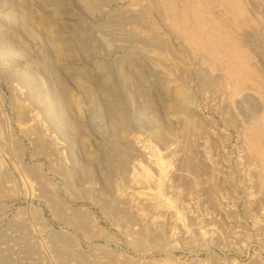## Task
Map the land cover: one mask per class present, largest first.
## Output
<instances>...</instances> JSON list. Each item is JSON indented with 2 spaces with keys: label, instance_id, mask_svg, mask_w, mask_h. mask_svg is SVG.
Returning <instances> with one entry per match:
<instances>
[{
  "label": "rangeland",
  "instance_id": "374dc122",
  "mask_svg": "<svg viewBox=\"0 0 264 264\" xmlns=\"http://www.w3.org/2000/svg\"><path fill=\"white\" fill-rule=\"evenodd\" d=\"M195 1L0 0V264H264V0ZM193 9L239 94L173 29Z\"/></svg>",
  "mask_w": 264,
  "mask_h": 264
},
{
  "label": "bare ground",
  "instance_id": "6f19581e",
  "mask_svg": "<svg viewBox=\"0 0 264 264\" xmlns=\"http://www.w3.org/2000/svg\"><path fill=\"white\" fill-rule=\"evenodd\" d=\"M164 2H165V4H167V6H169L168 8H170L169 10H171V12H172V10L174 11H176L177 10V8H174V7H176V6H174L175 4V2L176 1H178V0H163ZM185 1H188V0H183V2H185ZM197 1V0H196ZM195 1V2H196ZM202 1V0H201ZM222 1V0H221ZM241 2V1H239V0H223V2L224 3H227V5L226 6H228L227 7V10L229 11V13H230V9L232 10V7H231V3H233L234 4V2L236 3V2ZM84 2V1H83ZM88 2V1H87ZM207 2V1H206ZM212 2V1H211ZM178 3V2H177ZM197 3V2H196ZM242 3V2H241ZM244 3V2H243ZM155 4V3H154ZM163 4V3H162ZM172 4H174L173 6H172ZM185 4V3H184ZM199 4V3H198ZM203 4H205V2L203 3ZM207 4V3H206ZM205 4V5H206ZM221 4V3H220ZM229 4H230V6H229ZM164 5V4H163ZM191 5V4H190ZM195 5H197V4H195ZM204 5V6H205ZM238 6L240 5V4H237ZM243 5V4H242ZM157 6V5H156ZM161 6V5H160ZM164 6H166V5H164ZM166 6V7H167ZM198 7H199V5H197ZM203 6V5H202ZM203 6V7H204ZM236 6V5H235ZM181 7V6H180ZM186 7V6H185ZM197 7V8H198ZM220 8H221V5L219 6ZM231 7V8H230ZM244 7V6H243ZM202 8V7H201ZM200 8V9H201ZM165 9V8H164ZM180 9V8H179ZM183 10L185 9V8H182ZM192 8H189V9H187V10H191ZM226 9V8H225ZM239 10H240V7L238 8ZM244 9V8H243ZM209 10H210V8H209ZM224 10V9H223ZM168 11V10H167ZM225 11V10H224ZM224 11H222V12H224ZM237 11V10H236ZM241 11H242V9H241ZM170 12V13H171ZM186 12V11H185ZM208 12V11H207ZM232 12V11H231ZM183 12H182V10L180 11V14H182ZM190 13V12H189ZM192 14H191V24H190V26H189V28L187 27V22H186V20H187V18H186V20H180V21H178L177 19H175L177 16H175V18L174 19H172V21L171 22H173L172 23V26H173V29H175V30H177V33H181V35H183L184 36V40H186L188 43H189V45L190 46H194L197 50H200L201 52H202V56H203V58H204V60H205V62L207 63V62H209V64L210 65H214V67H215V65L217 64V63H219V62H224V69H225V73H226V77L227 78H235L236 79V81H235V84H236V86H232L233 88H232V92H234V94H236L237 95V93L239 94L240 93V89H242L243 87V85H244V83H245V81L247 82V81H250V79L249 78H251V76H252V73H253V68H251L250 69V66H249V64H248V54L246 53V51L245 50H241V49H238L231 41V43H225L224 44V42H222L223 41V35H221L220 34V32H221V30L220 29H218L217 30V28H216V25H215V23H211V21L209 20V19H207V18H205V17H203V14L201 13V11H199V10H196V9H193L192 10V12H191ZM225 13V12H224ZM227 13V12H226ZM242 13V12H241ZM186 14V13H185ZM210 14V13H209ZM238 14V13H237ZM239 14H240V12H239ZM172 15H173V13H172ZM190 15V14H189ZM230 15V14H229ZM235 15V14H234ZM233 15V16H234ZM182 17H183V14H182ZM181 17V18H182ZM185 17V16H184ZM221 18V17H220ZM213 19V18H212ZM122 20V19H121ZM169 20V19H168ZM167 20V21H168ZM175 20V21H174ZM214 20V19H213ZM235 20V19H234ZM245 20V19H244ZM119 22V21H118ZM122 22V21H121ZM171 22H170V24H171ZM189 22V21H188ZM238 22V21H237ZM255 23V22H254ZM237 24V23H236ZM256 24V23H255ZM220 25V24H219ZM229 25V24H228ZM239 25V24H238ZM221 26V25H220ZM237 26V25H236ZM174 31V30H173ZM223 31H225V30H223ZM175 32V31H174ZM226 33V32H225ZM229 34V33H228ZM233 34V33H232ZM232 36V35H231ZM160 37V36H159ZM156 38H157V36H156ZM155 38V39H156ZM183 38V37H182ZM233 38V37H232ZM158 39V38H157ZM151 41V40H150ZM157 41V40H156ZM226 42V41H225ZM153 43V42H152ZM237 43H239L238 41H237ZM236 44V43H235ZM236 45H238V44H236ZM188 46V45H187ZM239 47V46H238ZM189 48H191V47H189ZM244 49V48H243ZM247 50V49H246ZM192 51H194L193 49H192ZM197 53V52H196ZM199 55V54H198ZM200 55V56H201ZM249 58H250V56H249ZM219 65V64H218ZM223 65V64H222ZM221 67V66H220ZM219 70V69H218ZM223 71V70H222ZM221 71V72H222ZM257 72V71H256ZM224 73V72H223ZM254 75V74H253ZM257 75V74H256ZM225 76H223V77H225ZM260 76V75H259ZM253 77V76H252ZM224 79V78H223ZM257 79V78H256ZM260 79V78H259ZM255 82V81H254ZM229 83H230V81H229ZM247 83H249V82H247ZM253 83V82H252ZM258 83V82H257ZM253 84H255V83H253ZM231 85H233V84H231ZM230 85V86H231ZM246 85V84H245ZM247 86V85H246ZM245 87V86H244ZM253 87V86H252ZM255 87V86H254ZM256 88V87H255ZM257 88H258V85H257ZM244 89V88H243ZM231 91V90H230ZM246 91V90H245ZM244 91V92H245ZM249 91V90H248ZM243 92V91H242ZM251 92V91H250ZM252 92H254L253 90H252ZM255 92H256V90H255ZM107 95V94H106ZM233 97H234V95H232ZM177 98V100H178V102H177V104H179L182 108V110H180V111H184L183 109H184V107H186V106H184L185 104V101H184V97L182 96V93H178L177 94V96H176ZM107 106V105H106ZM177 107V106H176ZM175 107V108H176ZM179 108V107H178ZM188 108V107H187ZM179 110V109H178ZM174 112V111H173ZM176 112V111H175ZM183 113V112H182ZM185 113V112H184ZM187 113V112H186ZM263 116V115H262ZM259 117V116H258ZM188 118V117H187ZM124 121V120H123ZM255 123H254V127H253V130H254V128H255V133H256V135H258L259 137L260 136H262L263 135V138H264V117H259L258 119H256L255 121H254ZM251 127V126H250ZM252 128V127H251ZM247 131H249V130H247ZM251 133V132H250ZM248 135V134H247ZM252 135H254V134H252ZM246 138V137H245ZM256 138H257V136H256ZM261 139H262V137H260ZM259 138V139H260ZM252 139V138H251ZM258 139V138H257ZM260 139V140H261ZM246 140V139H245ZM244 140V141H245ZM263 140V139H262ZM247 141V140H246ZM257 141V140H256ZM259 141V140H258ZM252 143H254L255 144V141L253 140V142ZM251 143V144H252ZM250 144V145H251ZM254 144H253V147L254 148H257L256 146H254ZM249 145V144H248ZM257 145V144H256ZM249 148H251V147H249ZM249 150V149H248ZM254 149H252V151H253ZM256 150H258V148L256 149ZM263 150V149H262ZM250 151V150H249ZM255 152H257V154H260V151L258 152V151H255ZM264 153V152H263ZM256 154V155H257ZM155 155V154H154ZM157 155V154H156ZM253 155V154H252ZM251 156V155H250ZM258 156H263V155H258ZM156 157V165H157V167H158V170L162 173V174H164L165 173V169H167L166 168V165H165V163L158 157V156H155ZM257 158V157H256ZM261 158V157H260ZM124 159L125 158H123L122 159V157H121V159H120V162H121V164L123 165V164H125L124 162ZM262 159V158H261ZM264 159V158H263ZM263 161V160H262ZM260 162V161H259ZM167 164V163H166ZM262 164H263V162H262ZM126 166V165H125ZM262 166V165H261ZM263 167V172H262V175H263V177H264V165L262 166ZM161 175V174H160ZM163 177V176H162ZM264 181V180H263ZM47 189V188H46ZM54 202V201H53ZM113 204V203H112ZM106 207V206H105ZM118 208V207H117ZM111 209V208H110ZM75 211V210H74ZM118 211V210H117ZM77 212V211H76ZM110 212V211H109ZM87 215V214H86ZM81 217V216H80ZM86 217V216H85ZM77 218V217H76ZM78 219H79V217H78ZM83 219H84V217H83ZM90 219V218H89ZM72 220V219H71ZM77 220V219H76ZM82 220V219H81ZM91 220V219H90ZM85 221V220H84ZM83 221V222H84ZM74 222V219L71 221V225H73L72 223ZM76 222H78V221H76ZM76 222H74V223H76ZM82 222V221H81ZM86 222V221H85ZM76 224H74L73 225V227L75 226ZM78 225V224H77ZM76 225V226H77ZM81 226H83L84 227V225H82V223H80V227ZM90 226V225H89ZM92 226V225H91ZM78 227H79V225H78ZM88 228V227H87ZM59 238V237H58ZM98 261V260H97ZM121 262V261H120Z\"/></svg>",
  "mask_w": 264,
  "mask_h": 264
}]
</instances>
